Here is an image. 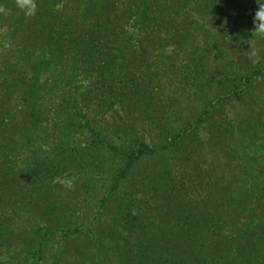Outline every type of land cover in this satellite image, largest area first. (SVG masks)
Masks as SVG:
<instances>
[{
	"label": "trees",
	"instance_id": "obj_1",
	"mask_svg": "<svg viewBox=\"0 0 264 264\" xmlns=\"http://www.w3.org/2000/svg\"><path fill=\"white\" fill-rule=\"evenodd\" d=\"M162 1L159 6L160 0L152 4L150 0H37L31 17L15 1L5 7L10 10L8 20L16 24L13 33H19L22 56L38 64L28 67L23 60V67L6 74L0 89L4 92L0 98V264H49L50 255L55 257L62 249L67 253L56 264H61L60 259L73 264L68 259L76 249L64 245L68 237L82 232L92 239L91 249L102 251L107 264H264V113L238 104V115L225 111L221 122L217 117L219 106L235 104L234 94L250 93L264 84L256 80L264 75V60L253 64L250 50L237 44L238 34L226 40L210 29L213 25L206 27L208 18L219 14L223 29L224 19L233 18V9L236 14L250 2L240 0L241 7L236 8L234 0H202L195 7L190 0ZM153 6L160 13L157 17L152 16ZM204 7L216 9L205 16L203 25H189L188 13ZM150 41L158 47L169 43L177 51L163 60L162 67L175 86L192 87L203 97L194 118L172 114L169 119L166 112L174 108L173 102L153 107L154 92L146 84H131L133 74L142 76L144 63L150 66L142 52L154 49ZM177 56H182L181 64ZM42 57L45 63L39 64ZM25 69L31 72L30 80ZM43 73L47 74L44 82ZM81 75L90 77L91 83L95 79L101 86L113 87L106 89L107 95L101 94L104 102L115 92V83L127 78L124 92L116 93L123 97L112 103L120 101L124 115L162 109V119L152 120L157 137L116 142L94 122L92 98L79 88ZM33 81L39 89L32 88ZM44 88L46 94L39 96ZM260 104L264 106V96ZM208 148L221 159L217 166L211 160L212 190L207 189L201 199L188 200L183 193L176 196V190L181 193L179 189L189 184L178 188L170 183L168 168L204 158ZM155 161L159 163L156 174L150 170ZM93 162L106 164L109 190L97 199L98 212L84 216L79 227L73 215L55 210L69 194L80 192L79 182L92 172ZM140 164L145 165L146 187L154 193L149 194L148 206L128 185ZM220 164L223 172L217 170ZM63 177H76L71 189L56 182ZM141 184L139 191L146 188ZM24 203L35 209L27 206L22 215L18 208ZM152 205L161 212L156 213ZM103 211L120 217L127 231L124 237L112 232L116 230L112 222L108 229L102 228Z\"/></svg>",
	"mask_w": 264,
	"mask_h": 264
},
{
	"label": "rangeland",
	"instance_id": "obj_2",
	"mask_svg": "<svg viewBox=\"0 0 264 264\" xmlns=\"http://www.w3.org/2000/svg\"><path fill=\"white\" fill-rule=\"evenodd\" d=\"M15 0H0V3H3L4 7L12 6V2ZM157 0H150L149 4H152L156 2ZM202 0L196 1V0H190L189 5L190 6H196L198 3H200ZM247 2H250V6H245V8H241L237 13L235 14L237 9H233L232 14H234L233 18H225L224 19V28L222 29L221 23H219V19L221 16L219 14H215L213 16H210L207 20L210 23H206V27L209 28L211 25H213V28L210 27V29L214 30L216 33H219L221 36H224V38L227 40L226 36L231 37H237L236 34H238L237 38V44L239 46H245L248 50H250V45L252 47L258 48L261 52V55H264V38H261L260 36L253 34V23L252 18L253 15L257 9V5L255 3V0H246ZM164 2L160 0L159 6H161ZM199 5V4H198ZM234 7L239 8L240 0H234ZM143 6H145V3H143ZM215 7L209 8L207 7L205 10V7L202 8V10L192 11V13H188V17H190V21H187L189 25H192L194 23H201V25L204 24L205 16H209V14H212L215 12ZM156 6H153L152 16H158L160 13L159 11H156ZM163 12V11H162ZM161 12V13H162ZM3 14H0V89L3 88L5 85V77L6 74L15 72L17 69H20L22 66L21 64H24L25 61L28 63V67H30L33 63L38 64V61H30L29 59H25L22 55V52L20 51L21 47L17 42L18 32L13 33V30L16 26L15 23H11V21L8 20V16L3 17ZM223 18V17H222ZM127 28V27H126ZM239 31V33H238ZM214 32V33H215ZM190 37H194L191 35ZM241 42V43H240ZM149 44L147 41L146 44ZM169 43H166L163 46L155 45L152 41H150V45L154 47V49L150 51H142L146 56L147 59L145 62L150 64V66L147 68L145 63L143 64L144 72L141 75L133 74L132 79L131 77V84L134 85L135 83L137 85L146 84L151 92H154V94H151L150 96V103L154 107L156 103L159 102H173L174 108L170 112H166V117L171 119L172 114H179V118L187 119V118H194L198 114V105L202 101L203 97H198L192 87H188L186 90L175 86L172 81L168 79V71L165 70V68L162 67L163 60H170L174 53L177 51L173 49L172 45H169ZM130 51L133 49L130 48ZM187 54V53H186ZM183 55V54H182ZM189 56V54H187ZM182 56H177L175 59L179 64L181 62L179 61ZM46 58V57H45ZM141 59V57L139 56ZM191 61V60H190ZM31 62V63H30ZM45 63L44 57L39 58V64ZM193 61H191L192 63ZM100 66V64L96 65V68ZM23 67V66H22ZM171 68V67H170ZM28 69L23 70L25 73H27L29 77V80L31 78V72L27 71ZM126 68L123 67V71L125 72ZM91 76V75H90ZM47 77V74L43 73L42 75V81L44 82L45 78ZM162 78L154 80V78ZM90 78V77H89ZM83 78V75L80 76L78 79V84L80 85L79 88L82 92H86V94H90V97L92 98L91 102V108L93 110L92 116L93 120L96 124H99V126L104 130L107 131L112 137L117 141H122V144L131 142L136 137H143L148 140L152 138L157 137V132L153 128L152 120H155L154 123H156L158 120H161L162 117V109L161 110H155L152 112L146 113L139 112L138 115L135 114H129L130 111H126L127 113L124 115L123 109L121 107V104L118 103L113 104V100H118L119 98L123 96H117L116 93L124 92L122 85H129L127 82V78H124L123 81L116 82V89L115 92L111 95V97L104 102L105 96L101 94H106V89L113 88L111 85H102L98 81L94 79V82L91 83L90 79ZM152 80V81H151ZM159 80V82H158ZM41 81V83H43ZM151 81V82H150ZM38 88V84L33 81L32 88ZM120 87V89H119ZM246 90H248L247 86H245ZM122 88V89H121ZM39 89V88H38ZM142 91V90H141ZM36 92V91H34ZM37 93V92H36ZM36 93L32 94L31 100H33V97L36 95ZM143 94H146L147 92H142ZM46 94L45 88L42 89V92H40L39 96H44ZM205 95H208L205 93ZM264 96V84L261 83L258 87H255L250 93L248 92H242L241 94L238 93V95L234 94V97L231 99V101H234L235 104H230V101L228 102L229 106H219L220 112L218 113V121L221 122L225 118V111L230 116L238 115L240 107L244 104H248L249 108H254L251 111H255V113H264V106H261L260 104V97ZM4 97V92L1 93L0 91V98ZM102 97V99H101ZM49 98V97H47ZM239 98V99H238ZM234 99V100H233ZM162 103V105H163ZM103 104V105H101ZM227 104V105H228ZM239 108L237 107V105ZM147 103L144 105V108H147ZM246 108H243L242 111H246ZM176 123H174L175 125ZM131 131L130 134H127L126 132ZM82 138V137H81ZM107 153L105 155L107 156ZM205 157L199 158L197 160H186L182 161L179 164L172 163V165L168 168V181L170 183L178 184V188L180 187L179 184H186L188 182L189 187H183L180 188V192L178 193L177 190L175 191L176 196H179L183 193L185 195L184 197L186 199L192 198H202L204 195V192L207 189L210 188V182L213 180L211 175V170L213 166H211V160H214L215 164L218 165L221 161V159H217L215 153L210 150L209 148L205 150ZM212 155L214 156V159H212ZM101 161V159L99 160ZM108 162V160L106 161ZM94 164L92 172H89V175L82 177L80 180V185L82 184V187L80 189V192L78 194H69L65 198V201L63 205H56L58 206L55 211L57 210H63L66 212V214L73 215L72 220L78 224L79 220H82L83 217H88L91 214H95L98 212V204L97 199L102 198L105 194H108L109 190V184H110V177L107 172L108 168L106 164L96 163ZM144 167L145 165L140 164V166L137 169V172L133 173V175L129 178L130 182L128 185L136 191V194H138V198L142 200L140 203L145 202L146 206H148L149 201L151 199V195L154 194L151 189L148 188L147 180L145 179L144 175ZM154 169H151L155 174L157 171L156 168L159 167V163L155 161L152 165ZM224 165L220 164L217 169L218 172H220L223 169ZM226 168V167H225ZM227 170V169H224ZM142 171V172H141ZM223 172V170H222ZM81 176V175H80ZM79 177V175L77 176ZM142 178V179H141ZM155 180H157V177H155ZM146 187L144 190L139 191V188H141L142 183ZM158 181L156 182V184ZM209 187V188H208ZM148 188V189H147ZM212 190V189H211ZM186 193V194H185ZM146 194V195H144ZM169 194H171L169 192ZM187 195V197H186ZM154 201V200H152ZM151 202V201H150ZM26 205V206H25ZM22 206V205H21ZM31 209H35L34 205L32 204H26L22 207L19 206L18 211L22 212L23 215V209H28V207ZM153 210L157 211L156 213H160L161 210L158 206L152 205ZM52 205H49L47 208H51ZM195 208H197L195 206ZM163 211L167 210V208H161ZM141 208L135 207V212H140ZM143 210V209H142ZM54 211L47 213V215L52 214ZM144 211H142L143 213ZM109 212L102 213V228L108 229L110 222H112L116 226V230L112 231L114 234H117L116 236H123L127 232L124 229V222L121 221L120 217L111 214L109 215ZM113 217V218H112ZM32 219H29L27 222H31ZM173 220V219H172ZM34 221V220H32ZM37 219H35L36 223ZM175 222V221H174ZM79 227H82L80 224H78ZM119 233V234H118ZM64 242V240H62ZM93 241L90 238H87L85 233H76L74 235H71L68 237V240L66 241V245L64 247L70 248L73 247V250H75L71 257H69V261L73 262V264H95L96 261H98V264H107V261L105 259L104 254H102V251L96 250L95 247L93 248V244H91ZM123 241H118V244L121 245ZM95 244V243H94ZM59 242H56L54 244L55 247L59 246ZM111 246V245H110ZM61 247V246H60ZM115 248L117 245L115 244ZM59 248V247H57ZM87 248H89L90 252H88ZM98 249V248H97ZM102 249V246L100 247ZM83 251V253H82ZM112 250H109L111 252ZM80 252V258L74 259L77 257V254ZM92 254L91 255H87ZM67 252L62 249V252L57 255L53 256L50 255V259L48 260V263L56 264V260L59 258H64L65 254ZM102 254V255H101ZM64 255V256H63ZM61 260V264L64 263V260ZM54 261V262H52ZM60 263V262H59Z\"/></svg>",
	"mask_w": 264,
	"mask_h": 264
},
{
	"label": "clouds",
	"instance_id": "obj_3",
	"mask_svg": "<svg viewBox=\"0 0 264 264\" xmlns=\"http://www.w3.org/2000/svg\"><path fill=\"white\" fill-rule=\"evenodd\" d=\"M256 5L258 6L253 18V34L264 38V0H255ZM16 7L23 12L25 16H34L37 10V0H15ZM8 9H6L2 3H0V14L8 15ZM248 58L253 64H259L264 60V55H261V52L258 48L252 47L250 45V51L248 52ZM258 82L264 81V75L256 77ZM74 180L76 177H63L56 178V182H59L61 185L71 189L74 186Z\"/></svg>",
	"mask_w": 264,
	"mask_h": 264
}]
</instances>
